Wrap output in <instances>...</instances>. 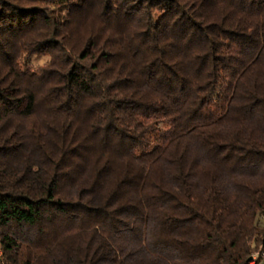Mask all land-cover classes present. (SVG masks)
Masks as SVG:
<instances>
[{
	"label": "trees",
	"instance_id": "1",
	"mask_svg": "<svg viewBox=\"0 0 264 264\" xmlns=\"http://www.w3.org/2000/svg\"><path fill=\"white\" fill-rule=\"evenodd\" d=\"M262 243L264 0H0V264Z\"/></svg>",
	"mask_w": 264,
	"mask_h": 264
},
{
	"label": "rangeland",
	"instance_id": "2",
	"mask_svg": "<svg viewBox=\"0 0 264 264\" xmlns=\"http://www.w3.org/2000/svg\"><path fill=\"white\" fill-rule=\"evenodd\" d=\"M81 25L79 27H77L76 30H74V34L76 36V42L80 41L81 38V32L85 31L84 29L81 30L82 28H85V25H83L82 23H80ZM30 61V66L31 67H41L43 65H45L48 61H49V57L48 56H43V55H33L31 57ZM26 124L30 125L33 123L32 120H29L28 122H25Z\"/></svg>",
	"mask_w": 264,
	"mask_h": 264
},
{
	"label": "built area",
	"instance_id": "3",
	"mask_svg": "<svg viewBox=\"0 0 264 264\" xmlns=\"http://www.w3.org/2000/svg\"><path fill=\"white\" fill-rule=\"evenodd\" d=\"M259 261H264V243L258 247L251 258L253 264H259Z\"/></svg>",
	"mask_w": 264,
	"mask_h": 264
},
{
	"label": "bare ground",
	"instance_id": "4",
	"mask_svg": "<svg viewBox=\"0 0 264 264\" xmlns=\"http://www.w3.org/2000/svg\"><path fill=\"white\" fill-rule=\"evenodd\" d=\"M259 264H264V261H259Z\"/></svg>",
	"mask_w": 264,
	"mask_h": 264
}]
</instances>
